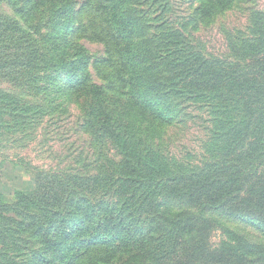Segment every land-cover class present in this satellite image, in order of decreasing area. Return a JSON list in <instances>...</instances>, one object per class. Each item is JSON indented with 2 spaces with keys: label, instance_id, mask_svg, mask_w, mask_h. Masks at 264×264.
Here are the masks:
<instances>
[{
  "label": "trees",
  "instance_id": "16d2710c",
  "mask_svg": "<svg viewBox=\"0 0 264 264\" xmlns=\"http://www.w3.org/2000/svg\"><path fill=\"white\" fill-rule=\"evenodd\" d=\"M5 1L23 16L49 10L55 36L72 31L74 0ZM95 1L109 16L122 95L91 82L88 53L74 41L48 56L0 15V76L37 96L61 69L82 128L113 151L94 175L38 171L31 192L14 190L13 203L0 207V264H19L23 252L30 264H73L97 247L109 251L108 264H264L263 247L210 248L215 220L167 207L198 206L264 232V10H252L243 31L226 36L224 59L207 57L192 32L240 0H195L184 16L173 0ZM48 112L0 89V146L21 142L19 134ZM195 119L205 130L201 154L162 148L169 127Z\"/></svg>",
  "mask_w": 264,
  "mask_h": 264
},
{
  "label": "rangeland",
  "instance_id": "374dc122",
  "mask_svg": "<svg viewBox=\"0 0 264 264\" xmlns=\"http://www.w3.org/2000/svg\"><path fill=\"white\" fill-rule=\"evenodd\" d=\"M86 1L89 3V9L78 12L80 8H84ZM173 1L176 2L178 15L182 16L188 14L199 3L195 0ZM74 2V24L68 36L62 33L54 35L49 21L51 19L49 10L43 14L41 11H33L28 16H23L16 13L10 4L3 0L0 2V15L30 32L38 40L44 54L48 56L57 55L65 49L67 42L74 41L88 53L87 71L91 82L105 87L107 91L114 90L117 95H122L125 92L124 76L118 70L121 58L116 51L107 11L98 7L99 4L95 0ZM255 9L264 10V0H240L207 24L200 25L198 31H190L196 47L209 58L215 56L227 59L226 36L243 31L250 12ZM78 21L83 23L80 29L76 28ZM36 27L39 28L37 33L33 30ZM65 54L73 59L72 51ZM69 80H71L69 75L59 68L55 69L50 72V79L43 81V90L35 96L14 87L0 76L2 91L27 103L43 105L49 110L41 116L40 125L19 134L21 142H4L0 146V207L13 203L14 190L31 192L34 187V175L38 171L90 176L96 173L98 161L101 162L105 154L106 156L113 154L107 144L98 143L90 130L82 128L83 112L80 105L76 102L68 103ZM202 128L203 122L199 119L189 121L186 127L182 125L169 127L161 146L176 156H182L187 152L201 154L199 142L205 135ZM149 142L151 144L155 142L153 137L149 138ZM10 143L11 146L8 145ZM104 147L108 151H105ZM167 207L173 213L188 212L215 220L218 224L216 223L217 226L209 239L210 248H218L223 241L237 245L245 242L250 246L264 248V232L242 219L230 218L182 202L169 204ZM22 255L24 256L17 258L16 261L19 264L23 262L30 264L29 252L27 255L23 252ZM85 255L73 264H108L111 259L109 251L102 247L89 250Z\"/></svg>",
  "mask_w": 264,
  "mask_h": 264
}]
</instances>
